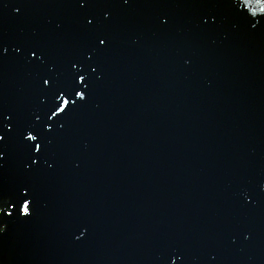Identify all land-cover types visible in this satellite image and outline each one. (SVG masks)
Returning <instances> with one entry per match:
<instances>
[{"label": "water", "instance_id": "water-1", "mask_svg": "<svg viewBox=\"0 0 264 264\" xmlns=\"http://www.w3.org/2000/svg\"><path fill=\"white\" fill-rule=\"evenodd\" d=\"M0 264H264V0H0Z\"/></svg>", "mask_w": 264, "mask_h": 264}, {"label": "snow or ice", "instance_id": "snow-or-ice-1", "mask_svg": "<svg viewBox=\"0 0 264 264\" xmlns=\"http://www.w3.org/2000/svg\"><path fill=\"white\" fill-rule=\"evenodd\" d=\"M25 211H27V209H25Z\"/></svg>", "mask_w": 264, "mask_h": 264}]
</instances>
